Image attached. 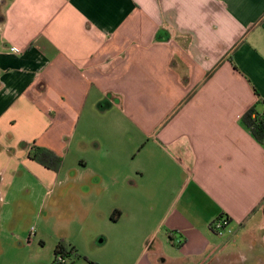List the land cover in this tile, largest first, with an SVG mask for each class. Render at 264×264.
Returning a JSON list of instances; mask_svg holds the SVG:
<instances>
[{
    "label": "crops",
    "instance_id": "crops-1",
    "mask_svg": "<svg viewBox=\"0 0 264 264\" xmlns=\"http://www.w3.org/2000/svg\"><path fill=\"white\" fill-rule=\"evenodd\" d=\"M0 6V199L20 209L42 191L118 224L145 210L140 189L160 219L139 264L225 263L244 236L264 250V144L241 122L264 101V0ZM35 147L60 171L31 160ZM221 218L229 237L212 231ZM170 236L184 241L177 262Z\"/></svg>",
    "mask_w": 264,
    "mask_h": 264
},
{
    "label": "rangeland",
    "instance_id": "rangeland-1",
    "mask_svg": "<svg viewBox=\"0 0 264 264\" xmlns=\"http://www.w3.org/2000/svg\"><path fill=\"white\" fill-rule=\"evenodd\" d=\"M120 141L125 143L118 137V144ZM139 160L136 154L129 161L118 164L116 171L134 170ZM29 181L35 184L32 178ZM129 190L135 199L140 196L144 199L141 204L145 210H132L129 217L118 224L110 216L95 211H105L97 204L95 210L93 208L84 213L76 201L56 202L55 195L47 196L42 191L29 199L27 190L22 192L20 209L12 208L8 198H1L0 226L3 230L0 232V264H54L55 249L60 242L67 247H75L80 255V258L71 256L66 259L68 264H139L145 247V255H149V239L159 232L156 227L160 214L149 210L154 199L148 200L140 195V189L133 187ZM153 194L155 196L156 192ZM146 224L148 228H135ZM158 239L166 242L163 233ZM179 249L181 247L168 242L164 254L177 262L180 255L176 251ZM261 254L264 255V250L260 243H250V239L244 236L240 238V254L232 257L233 260L218 264H264L260 263Z\"/></svg>",
    "mask_w": 264,
    "mask_h": 264
},
{
    "label": "trees",
    "instance_id": "trees-1",
    "mask_svg": "<svg viewBox=\"0 0 264 264\" xmlns=\"http://www.w3.org/2000/svg\"><path fill=\"white\" fill-rule=\"evenodd\" d=\"M258 105L264 106V101L261 99L258 104L252 106L241 118L243 126L250 132V134L258 141L260 144H264V111L260 112L258 110ZM31 160L42 165L48 170L58 172L63 167V159L51 150L35 147L28 156ZM230 223V220L226 218ZM174 236V235H172ZM170 236V242L173 244V237ZM174 245V244H173ZM177 247H182L177 246ZM55 259L54 264H68L67 261L63 263L61 260L68 259L71 256H76L80 258L75 247H67L63 242H60L55 249ZM90 264H95L89 262Z\"/></svg>",
    "mask_w": 264,
    "mask_h": 264
},
{
    "label": "built area",
    "instance_id": "built-area-1",
    "mask_svg": "<svg viewBox=\"0 0 264 264\" xmlns=\"http://www.w3.org/2000/svg\"><path fill=\"white\" fill-rule=\"evenodd\" d=\"M229 225L230 223L228 222V220L226 218H221V219H218L216 220L211 228H212V231L219 237L223 238L225 237L227 234L231 235L233 232L231 229H229ZM184 241L183 239L180 237H176L175 239H173V244L175 246H181L183 245ZM63 263L66 262V260L62 259L61 260Z\"/></svg>",
    "mask_w": 264,
    "mask_h": 264
}]
</instances>
